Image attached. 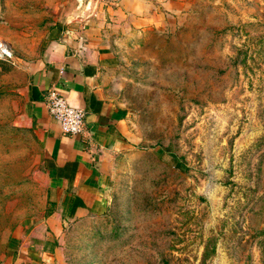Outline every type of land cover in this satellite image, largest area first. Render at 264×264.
Instances as JSON below:
<instances>
[{
    "label": "rangeland",
    "instance_id": "1",
    "mask_svg": "<svg viewBox=\"0 0 264 264\" xmlns=\"http://www.w3.org/2000/svg\"><path fill=\"white\" fill-rule=\"evenodd\" d=\"M87 2L0 0L12 53L0 59V264L43 212L41 144L15 63ZM155 8L138 24L110 21L119 64L105 87L129 148L111 160L105 212L65 228L60 264H264V0Z\"/></svg>",
    "mask_w": 264,
    "mask_h": 264
},
{
    "label": "crops",
    "instance_id": "2",
    "mask_svg": "<svg viewBox=\"0 0 264 264\" xmlns=\"http://www.w3.org/2000/svg\"><path fill=\"white\" fill-rule=\"evenodd\" d=\"M87 5V14L52 24L36 58L15 63L24 77L23 114L41 144L43 212L19 227L3 264H60L65 228L105 212L111 160L129 148L123 113L105 87L107 75L119 64L109 28L116 18L138 24L155 15L157 0H89ZM50 89L84 110L81 135L63 134L49 116L44 97Z\"/></svg>",
    "mask_w": 264,
    "mask_h": 264
},
{
    "label": "built area",
    "instance_id": "3",
    "mask_svg": "<svg viewBox=\"0 0 264 264\" xmlns=\"http://www.w3.org/2000/svg\"><path fill=\"white\" fill-rule=\"evenodd\" d=\"M12 53L3 41H0V59H11ZM45 106L50 117L59 125L65 135L77 136L84 132L85 112L67 104L62 93L56 89L47 91L44 97Z\"/></svg>",
    "mask_w": 264,
    "mask_h": 264
},
{
    "label": "trees",
    "instance_id": "4",
    "mask_svg": "<svg viewBox=\"0 0 264 264\" xmlns=\"http://www.w3.org/2000/svg\"><path fill=\"white\" fill-rule=\"evenodd\" d=\"M176 166H179V163H176Z\"/></svg>",
    "mask_w": 264,
    "mask_h": 264
}]
</instances>
